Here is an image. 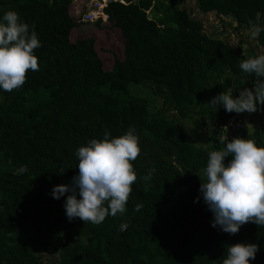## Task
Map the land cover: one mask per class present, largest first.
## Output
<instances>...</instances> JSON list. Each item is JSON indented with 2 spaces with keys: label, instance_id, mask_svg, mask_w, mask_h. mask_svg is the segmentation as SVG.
Returning <instances> with one entry per match:
<instances>
[{
  "label": "trees",
  "instance_id": "16d2710c",
  "mask_svg": "<svg viewBox=\"0 0 264 264\" xmlns=\"http://www.w3.org/2000/svg\"><path fill=\"white\" fill-rule=\"evenodd\" d=\"M71 1L0 0V18L17 12L41 43L34 50L39 71H29L19 89H0V264H45L49 252L51 264H222L236 243L257 244L250 264H264V227L247 223L233 235L212 227L199 191L208 152L224 147L219 132L232 114L208 102L224 91L235 98L254 89L257 78L239 64L257 55L206 33L201 19L180 6L184 0H113L103 8L105 20L85 22L82 3L76 12ZM194 2L199 12L227 16L237 28H251L249 21L264 27V0ZM86 24L116 28L120 56L105 64L95 37L80 32ZM255 41L264 54V31ZM130 83L150 86L162 104L139 95L142 88L131 93ZM182 119L192 124L189 131ZM205 119L212 129L198 131ZM129 128L141 152L132 162L138 179L126 213L99 225L69 221L70 193L54 199L51 191L78 174L77 149ZM197 131L203 140L191 136ZM249 139L264 147V121ZM22 165L28 171L17 175Z\"/></svg>",
  "mask_w": 264,
  "mask_h": 264
},
{
  "label": "clouds",
  "instance_id": "9594fccd",
  "mask_svg": "<svg viewBox=\"0 0 264 264\" xmlns=\"http://www.w3.org/2000/svg\"><path fill=\"white\" fill-rule=\"evenodd\" d=\"M251 36L257 38L264 27L249 21ZM41 47L38 35L23 22L15 11H7L0 18V89L5 92L21 88L29 71H39L35 49ZM240 69L257 79L254 89L244 88L238 97L231 92L214 96L208 104L216 110L223 106L228 113H254L264 105V54L241 61ZM224 147L208 152L203 180L199 191L213 214L212 227H219L230 235L237 234L242 225L253 223L264 227V147L253 140L223 137ZM140 140L135 128L122 136L110 138L105 132L102 139H91L77 149L78 174L71 184L55 185L51 191L54 199L67 195L64 208L69 221L79 218L86 223L99 225L108 216H123L137 182L133 161L140 155ZM231 157L225 164V158ZM28 171L26 165L16 169V174ZM65 169L59 172L63 174ZM151 171L142 177L151 179ZM79 195V199L77 198ZM199 200V197L196 198ZM196 202V201H194ZM142 205H136L139 210ZM128 224L122 223L124 231ZM259 247L255 243H236L227 248L222 264H250Z\"/></svg>",
  "mask_w": 264,
  "mask_h": 264
},
{
  "label": "rangeland",
  "instance_id": "374dc122",
  "mask_svg": "<svg viewBox=\"0 0 264 264\" xmlns=\"http://www.w3.org/2000/svg\"><path fill=\"white\" fill-rule=\"evenodd\" d=\"M81 0H72L71 7L78 12V8L80 7ZM86 2V0H84ZM85 6V5H83ZM182 8L188 10L191 13V16L195 18H200L203 23L204 31L210 35L220 36L222 39L226 40L233 48L240 46L243 54H246L248 51H253L257 56L263 54L261 48L256 44V41L251 36V28L245 27H236L235 21L230 19L227 16L216 14L214 11H208L206 13H201L196 8L194 0H184L180 4ZM230 22V24H226V22ZM80 32L83 34H92L95 37L97 52L102 56L104 63L109 64L108 62L113 54H117L120 56V35L116 28L113 29H102L99 30L92 25L86 24L80 26ZM73 38V36H71ZM146 86V84L139 83H130L129 90L131 93L136 94V89L139 90L142 88L138 94L146 96L148 98H152L153 104L159 107L162 104V99L159 96L152 95V91L150 90V86ZM144 90V91H143ZM136 91V92H135ZM152 95V96H151ZM172 110H168L170 114ZM261 121H264V108L258 109L254 113H232L224 126H226V130L220 131V137L223 138L226 136L228 140H231L234 137L249 139L251 136L253 128L259 124ZM179 125L185 130L189 131V127H191V123L187 119H182L179 121ZM212 129V123H210L207 119H205V123L198 131H205ZM193 132L191 136L196 139L203 140V136L199 135V133ZM48 260L45 264H51L55 255L51 254V252L46 253L44 255Z\"/></svg>",
  "mask_w": 264,
  "mask_h": 264
},
{
  "label": "built area",
  "instance_id": "2783aa9c",
  "mask_svg": "<svg viewBox=\"0 0 264 264\" xmlns=\"http://www.w3.org/2000/svg\"><path fill=\"white\" fill-rule=\"evenodd\" d=\"M110 1L113 0H81L83 9L80 11L79 19L83 22L85 21H93L97 18H101V20H105L106 14L103 11L104 6ZM123 1V0H119Z\"/></svg>",
  "mask_w": 264,
  "mask_h": 264
}]
</instances>
